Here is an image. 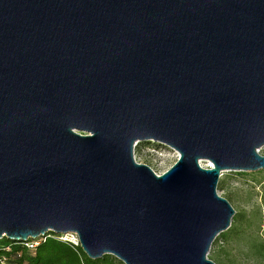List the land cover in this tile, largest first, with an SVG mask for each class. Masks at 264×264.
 <instances>
[{
    "label": "water",
    "instance_id": "water-1",
    "mask_svg": "<svg viewBox=\"0 0 264 264\" xmlns=\"http://www.w3.org/2000/svg\"><path fill=\"white\" fill-rule=\"evenodd\" d=\"M142 141L178 157L157 174ZM262 146L264 0H0V238L216 264L218 179Z\"/></svg>",
    "mask_w": 264,
    "mask_h": 264
},
{
    "label": "rangeland",
    "instance_id": "rangeland-1",
    "mask_svg": "<svg viewBox=\"0 0 264 264\" xmlns=\"http://www.w3.org/2000/svg\"><path fill=\"white\" fill-rule=\"evenodd\" d=\"M264 154V146L259 148ZM136 161L160 174L176 160V152L153 141L134 146ZM218 193L235 210L229 228L211 244L208 257L216 264H264V168L255 171H223ZM114 264H123L108 254Z\"/></svg>",
    "mask_w": 264,
    "mask_h": 264
},
{
    "label": "trees",
    "instance_id": "trees-1",
    "mask_svg": "<svg viewBox=\"0 0 264 264\" xmlns=\"http://www.w3.org/2000/svg\"><path fill=\"white\" fill-rule=\"evenodd\" d=\"M7 241L9 240L5 237L0 238V242ZM15 250H20L19 256L6 254L7 258L15 264H114L108 254L99 258H89L79 244L73 245L54 236L45 238L33 250L19 249L18 246Z\"/></svg>",
    "mask_w": 264,
    "mask_h": 264
},
{
    "label": "built area",
    "instance_id": "built-area-1",
    "mask_svg": "<svg viewBox=\"0 0 264 264\" xmlns=\"http://www.w3.org/2000/svg\"><path fill=\"white\" fill-rule=\"evenodd\" d=\"M176 152V151H175ZM178 157V153L176 152V159ZM54 236L58 238L59 240L69 242L73 245H78V238L75 233L69 232V233H59L55 234L53 232H47L44 235H40L36 238H28L24 241H7V242H0V264H15L14 262L10 261L6 254H12L19 256L20 250L16 251L15 248L18 246L19 249H29L33 250L35 249L38 244L45 240V238Z\"/></svg>",
    "mask_w": 264,
    "mask_h": 264
}]
</instances>
